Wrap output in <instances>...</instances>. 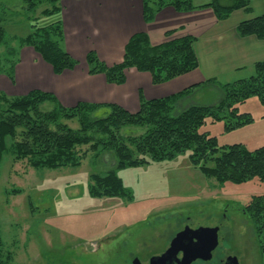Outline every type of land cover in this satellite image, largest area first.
I'll return each mask as SVG.
<instances>
[{
	"label": "rangeland",
	"instance_id": "374dc122",
	"mask_svg": "<svg viewBox=\"0 0 264 264\" xmlns=\"http://www.w3.org/2000/svg\"><path fill=\"white\" fill-rule=\"evenodd\" d=\"M212 1L193 2L204 5ZM47 7L29 12L23 0H0V27L7 34L6 42L0 45V69L9 72L12 63L17 67L27 58L25 50L34 51L20 43L34 31L33 25L46 27L58 21V14L41 16ZM13 88L19 89V85L0 75V93L12 99L17 96ZM220 90L206 84L183 108L216 105L222 99ZM41 108L50 111L53 107L46 103ZM238 108L241 114L252 116V126L226 132L225 121L208 120L200 132L217 138L219 147L243 145L251 151L263 147L264 141L256 143L254 136L264 132V106L253 97ZM95 116L105 117V110ZM68 124L78 129L77 121ZM145 131L124 127L121 135L137 137ZM79 151L80 155L87 153L80 168L59 170L35 169L27 160L16 161L9 152L3 155L0 235L15 264H134L139 258L160 254L187 227L218 230L219 247L211 264L228 258H236L239 264H264L254 225L244 215L253 198L264 195V184L258 179L239 185L219 184L192 166L188 154L173 161L116 170L115 154L105 152L96 158L88 146ZM208 167L214 163L209 162ZM112 170L131 192V199L89 195L91 175Z\"/></svg>",
	"mask_w": 264,
	"mask_h": 264
},
{
	"label": "trees",
	"instance_id": "16d2710c",
	"mask_svg": "<svg viewBox=\"0 0 264 264\" xmlns=\"http://www.w3.org/2000/svg\"><path fill=\"white\" fill-rule=\"evenodd\" d=\"M62 0H23L29 12L48 5L41 16L61 13ZM194 0H143L144 20L152 23L156 15L167 7L178 12H191L198 8H210L218 21L227 20L234 12H249L252 0H213L195 7ZM227 1L228 4H223ZM34 21H37L35 19ZM34 31L20 39L52 68L56 75L74 70L79 62L64 48V29L61 20L46 26L33 25ZM237 32L241 37L255 36L264 40V15L242 22ZM174 32L166 33L165 43L154 46L147 34L139 33L130 38L121 63L107 66L94 51L88 53L86 63L90 75H104L109 84L123 85L126 72L136 69L149 73L154 85L170 82L199 68L195 50L196 38L184 36L172 39ZM6 30L0 27V45L6 42ZM9 72L0 69L15 82V63ZM212 83L209 81L208 84ZM191 87L182 93L160 100H140L137 113H130L114 104L79 103L67 108L47 92L33 90L27 95L9 99L0 93V165L3 155L11 153L16 161L27 160L35 169L59 170L80 168L87 153L80 155L79 148L89 147L96 158L105 152L115 154L116 170L137 168L152 162L173 161L179 155L188 154L192 166L198 168L207 179L219 184L235 185L258 179L264 184V146L248 150L243 145L219 147L217 138L200 129L207 123L225 121V131L232 132L251 125L250 114H241L238 106L257 97L264 106V62L257 63L254 74L220 87L222 99L213 106H191L175 113L179 99L188 95ZM46 103L50 111L42 110ZM105 110V117L97 118L98 111ZM77 121L78 129L68 123ZM124 127H140L146 131L141 136L123 137ZM11 142L8 147V142ZM213 162L214 167H208ZM116 170L90 177L88 193L94 198L131 199ZM13 194V192H12ZM252 221L257 244L264 252V195L255 196L244 210ZM0 264H15L14 255L5 247L0 235Z\"/></svg>",
	"mask_w": 264,
	"mask_h": 264
},
{
	"label": "crops",
	"instance_id": "0c3cea01",
	"mask_svg": "<svg viewBox=\"0 0 264 264\" xmlns=\"http://www.w3.org/2000/svg\"><path fill=\"white\" fill-rule=\"evenodd\" d=\"M61 9L58 20L63 24L65 50L79 65L56 75L35 51L27 49V58L16 67L15 84L19 89L13 88L15 95L40 90L53 94L67 108L79 103L114 104L137 113L142 97L146 101L160 100L193 87L177 101L175 108L180 113L198 88L206 84L222 87L246 79V75L254 74L257 63L264 62V40L241 37L237 32L242 22L264 15V0H252L249 12L236 11L225 21H218L210 8L178 12L167 7L152 23H146L143 0H62ZM172 31V39L196 38L197 70L161 85L153 84L151 74L136 69L126 72L123 85L109 84L104 75L89 74L86 57L90 51L106 65L113 66L123 61L125 47L135 34H147L151 44L157 46L165 43L166 33ZM221 80L226 82L220 84ZM209 81L212 83L208 84ZM263 133H257L254 142L264 141Z\"/></svg>",
	"mask_w": 264,
	"mask_h": 264
},
{
	"label": "water",
	"instance_id": "95a60500",
	"mask_svg": "<svg viewBox=\"0 0 264 264\" xmlns=\"http://www.w3.org/2000/svg\"><path fill=\"white\" fill-rule=\"evenodd\" d=\"M218 242L217 229L192 230L187 227L174 238L162 256L154 257L149 264H192L198 260L207 262L212 259ZM227 264L239 262L236 258H230Z\"/></svg>",
	"mask_w": 264,
	"mask_h": 264
},
{
	"label": "flooded vegetation",
	"instance_id": "af4514ba",
	"mask_svg": "<svg viewBox=\"0 0 264 264\" xmlns=\"http://www.w3.org/2000/svg\"><path fill=\"white\" fill-rule=\"evenodd\" d=\"M244 215H246L245 214V211H244ZM182 232V231H181ZM180 233V232H179ZM178 233V234H179ZM177 234V235H178ZM176 235V236H177ZM175 236V237H176ZM174 237V238H175ZM174 240V239H173ZM172 240V241H173ZM218 241H219V232H218ZM172 243V242H171ZM171 243H170V245H171ZM170 245H169V247L168 248H166L164 251H162L160 254H154V255H150V256H147V258L145 259V260H141V258H139L138 260H135V262H134V264H139V263H141V264H149L150 263V261H151V259H153L154 257H159V256H162L169 248H170ZM219 247V242H218V246H217V248ZM217 248L213 251V253H212V259L210 260V261H207V262H205V261H201V260H198V261H196V262H194V263H192V264H196L197 262H201V263H207V264H211L212 263V260H213V257H214V252L217 250ZM229 259L230 258H228V259H226V260H222V261H220V263L219 264H227L228 263V261H229Z\"/></svg>",
	"mask_w": 264,
	"mask_h": 264
}]
</instances>
